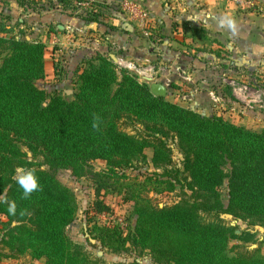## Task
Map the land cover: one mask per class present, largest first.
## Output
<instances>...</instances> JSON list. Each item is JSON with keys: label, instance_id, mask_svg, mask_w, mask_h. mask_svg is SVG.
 Segmentation results:
<instances>
[{"label": "trees", "instance_id": "1", "mask_svg": "<svg viewBox=\"0 0 264 264\" xmlns=\"http://www.w3.org/2000/svg\"><path fill=\"white\" fill-rule=\"evenodd\" d=\"M47 2L71 7L69 0ZM183 25L193 40H210L204 29ZM8 33L0 29V197L5 198L0 258L29 254L34 261L45 259L44 264H104L66 236L76 213L74 195L42 166L83 176L95 160L106 161L111 170L145 162V149L151 148V163L162 170L156 175L168 178L158 182L189 194L169 206L137 207L133 244L166 264H264L257 249L226 254L230 241L250 243L254 234L236 233L221 219L226 214L264 223V128L203 116L155 96L147 84L128 71L117 72L115 63L99 53L75 71L72 99L47 92L35 84L45 77L46 44ZM125 121L139 126L134 134L119 127ZM169 139L182 153L181 167L172 165ZM19 168L33 171L39 185L27 198L15 180ZM224 181L226 205L219 193ZM7 201L16 203L15 216L8 215ZM106 209L100 201L93 204L96 212ZM97 231L102 246L118 251L114 244L121 229Z\"/></svg>", "mask_w": 264, "mask_h": 264}, {"label": "rangeland", "instance_id": "2", "mask_svg": "<svg viewBox=\"0 0 264 264\" xmlns=\"http://www.w3.org/2000/svg\"><path fill=\"white\" fill-rule=\"evenodd\" d=\"M106 1L110 2L108 6L110 9L104 13L108 17L120 15L122 23L128 29L127 39L133 40L135 44L138 43L145 54L149 55L148 64L155 71H159L158 78L163 75L162 81L167 84L164 99L203 116H222L230 122L256 131H261L264 128V0H215L219 17L230 16L236 23L235 32L248 31L249 35L236 43L222 35L216 38V42L211 37L209 39L212 41L206 43H203L200 38H196L202 44L200 41L191 42L188 36L182 33L173 34L172 29L177 30L174 26L171 29L168 26L163 31H154L156 24L151 22L154 17L153 14L151 15L149 7L157 0H132L140 1L142 8L147 11L148 21L143 24L134 19L131 13L120 8L121 0L118 3L117 0ZM160 1L159 7L166 15L168 13L175 14L176 8L171 7L168 0ZM20 2H22V6ZM86 2L88 0H69L71 5L69 8L71 10L78 8V15L87 18L92 10H90L89 4L86 5ZM79 3L85 4L82 6ZM115 6L116 8H114ZM49 8L52 7L47 0H0V29L8 30L7 37L20 36L29 41H41L40 36H44L45 32H48L49 24L43 25L42 20L38 22V18L33 13L37 15L42 10L45 11ZM200 44L201 47L198 46ZM229 48L238 53L237 66L232 71L221 67V65H228V58L219 62L212 59L211 65L203 66L207 59L204 58L207 57L206 51L210 53L222 51L229 55ZM59 49L61 48L54 42L48 43V51L45 53L46 60L44 59L47 70L52 71L51 67H53L56 76L52 77L51 75L47 78L45 76L43 79L36 80L35 84L47 92L58 91L68 99H72L75 78L67 76L66 67L70 66L73 70L76 68V62H73L72 58L69 60L65 57L61 58L67 51H57ZM61 52L63 55L60 56ZM201 52L205 54L201 56ZM53 53H57V55L55 56ZM192 56L205 60L196 62L198 66H194L195 64H192L194 58L190 63ZM93 57L94 54L83 59V64L86 65ZM115 66L117 72H120L121 69L128 71L135 75L140 83H143L129 69L132 68V65L121 67L115 63ZM145 67L143 66L142 70L146 71ZM204 67L205 71H201ZM154 75L155 73L153 77L148 76V80L157 79V76ZM213 76L222 78L221 86L208 84V78ZM62 78L63 81H60ZM115 88L116 85L113 86V89ZM119 127L127 133L134 134L139 126L125 121L121 122ZM168 143L171 149L172 165L181 167L182 153L177 147L176 141L169 139ZM145 155V162H135L130 168L116 170H111L106 161L95 160L83 176H75L68 168L42 166L43 169H49L50 173L61 184L68 187L74 195L76 213L72 223L65 229L66 236L72 243L80 245L88 255L102 260L104 264H129L132 262L166 264L160 262L148 249H141L133 244L137 220L135 210L140 205L169 206L185 197V194H189V192L182 190L178 185L175 189L168 190L166 183H159V180L165 181L168 178L156 175L161 174L162 170L153 167L151 148L145 149ZM28 156L31 154L28 153ZM41 160L42 158L36 159V161ZM17 170L14 174L15 177ZM227 192V181H224L219 188L220 200L224 205L227 204ZM95 201H100L108 207V209L102 210L107 215L113 211L119 214L110 221L99 218L98 214L102 211L93 210ZM203 217L206 220L213 219L212 215H203ZM221 219L225 225L236 228V233L249 231L254 234L253 241L250 243H242L238 240L230 241L226 250L228 256L231 257L240 250L257 249L258 253L264 257V223L254 220H238L226 214H222ZM3 221L5 219L0 215V242L5 231ZM108 226H115L122 230L120 240L114 244L119 248L118 251L109 250L96 239L97 230ZM26 256L32 260L29 254L22 257ZM41 261L43 262L45 259H41ZM35 264H39V262Z\"/></svg>", "mask_w": 264, "mask_h": 264}, {"label": "crops", "instance_id": "3", "mask_svg": "<svg viewBox=\"0 0 264 264\" xmlns=\"http://www.w3.org/2000/svg\"><path fill=\"white\" fill-rule=\"evenodd\" d=\"M168 1L170 2L169 5L171 7L176 8L174 15H171L170 13L166 15L163 9L159 7L161 4L160 0H157L156 3L150 5L149 7L151 15L153 14L152 16L154 17V19H151V22L152 24H156L154 25V31H163V29L167 28L168 26L170 29L174 26L177 30L174 31V29H172L173 34L182 33L188 36L191 42H199L200 40H193L190 37V31L183 29V24H187L190 27H202L206 31V35L211 37L213 41H215L219 35H222L232 39L231 42L236 43L238 40H243V38L249 35L248 31H236L233 33V31L228 27L219 26L218 20L220 17L218 14L217 5H215L214 2L215 0ZM118 2L119 0H117V3ZM109 3L110 2L106 0H88V4L91 7L90 10L92 11L90 12V15H87V18L78 15V8L76 10H71L70 8L62 9L58 8L57 6H51L52 8H49L45 11L42 10L40 14L37 15L33 13V15L38 18V22L42 20L41 22L43 25H45V23L49 24L47 28L48 32H45L44 36H40V40L44 42L47 47L48 43L54 42V44H57L59 48H61L57 51H67L64 54L65 56H61L63 55L62 52L60 56L61 58L65 57L67 60L72 58L71 60L76 62L75 69L72 70L70 66L66 67L67 76H71L73 79L75 78V71L82 69L84 66L82 62L83 59L93 54L99 53L109 57L113 62L120 65L121 67H128L127 65H132V68L129 69L138 76L141 82L148 85H151L152 83H161L166 87V82L162 81L163 75L158 78L159 71H155V69L148 64V60L150 59L149 55L145 54V51L139 47L140 45H138V43L135 44L133 40L127 39L126 35H128V29L127 27L125 28V24L122 23L120 15H112L111 17H108V15L104 13V11L110 9V7H108L110 5ZM114 8H116V6ZM147 21L148 19L144 23H147ZM53 26L54 29H52ZM201 44L198 46L201 47ZM228 50L229 55L224 52L222 53V51H214L211 53L206 51L205 53L207 57H204L207 58L206 60L204 58H195L193 55L190 57V63L194 58L195 60H193L192 63L195 64L194 66H198V63L196 62L204 60L206 62L203 64V66H208L212 64V59L219 62L220 60L228 58V65H221V67H226V69L232 71L233 68H236L237 66L236 62L238 61V53L236 50L231 48ZM47 51L48 50H46L45 53H47ZM205 53L201 52V56ZM53 54L55 56L57 55V53ZM44 59L46 60V55L44 56ZM143 66H146V71L142 70ZM51 68L52 71H48L45 63L46 78L47 76L51 77V75L52 77L56 76L54 75L55 69L53 67ZM203 69L206 68H202L201 71H205ZM154 73L157 76V79L149 81L148 76L153 77ZM63 78L60 81H63ZM208 81V84H214L215 86H221L220 82H223L222 78L215 76L208 78ZM36 262H39V264H44V261H34L29 259L28 256L16 259L6 258L0 260V264H35Z\"/></svg>", "mask_w": 264, "mask_h": 264}, {"label": "clouds", "instance_id": "4", "mask_svg": "<svg viewBox=\"0 0 264 264\" xmlns=\"http://www.w3.org/2000/svg\"><path fill=\"white\" fill-rule=\"evenodd\" d=\"M218 24L221 27L227 26L229 29L235 33V22L234 20L228 16H222L218 20ZM93 128L97 127V124L94 122L92 125ZM17 184L23 189V195L25 198L30 196V194L34 191L39 190V185L37 182V178L34 175L33 171L25 170L23 168H19L17 170V175L15 177ZM5 202L4 197H0V203ZM7 213L10 216L16 215V203L14 201H7ZM23 215V213H21Z\"/></svg>", "mask_w": 264, "mask_h": 264}, {"label": "built area", "instance_id": "5", "mask_svg": "<svg viewBox=\"0 0 264 264\" xmlns=\"http://www.w3.org/2000/svg\"><path fill=\"white\" fill-rule=\"evenodd\" d=\"M85 3H80V5L84 6ZM88 2H86V5ZM120 8L124 11H128L131 13V16L138 20L140 23H144L147 20L148 14L145 9L142 8V4L140 1H132V0H121L120 1ZM119 213L117 212H111L109 215H107L104 211L98 214V217L103 219V220H113L116 215ZM109 216V217H108Z\"/></svg>", "mask_w": 264, "mask_h": 264}, {"label": "water", "instance_id": "6", "mask_svg": "<svg viewBox=\"0 0 264 264\" xmlns=\"http://www.w3.org/2000/svg\"><path fill=\"white\" fill-rule=\"evenodd\" d=\"M149 88L155 96L163 97L166 94V87L161 83H152Z\"/></svg>", "mask_w": 264, "mask_h": 264}]
</instances>
